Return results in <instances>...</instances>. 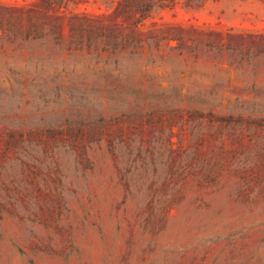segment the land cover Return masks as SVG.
Segmentation results:
<instances>
[{
    "label": "rangeland",
    "instance_id": "374dc122",
    "mask_svg": "<svg viewBox=\"0 0 264 264\" xmlns=\"http://www.w3.org/2000/svg\"><path fill=\"white\" fill-rule=\"evenodd\" d=\"M127 1L0 0V264H264V0Z\"/></svg>",
    "mask_w": 264,
    "mask_h": 264
},
{
    "label": "trees",
    "instance_id": "16d2710c",
    "mask_svg": "<svg viewBox=\"0 0 264 264\" xmlns=\"http://www.w3.org/2000/svg\"><path fill=\"white\" fill-rule=\"evenodd\" d=\"M124 2H125V6H128V1L124 0ZM143 2L148 6L149 11L151 10V8H152V10L154 9L155 5H154V2L152 0H143ZM149 11H146L145 13L140 14V19L147 17L149 14Z\"/></svg>",
    "mask_w": 264,
    "mask_h": 264
}]
</instances>
